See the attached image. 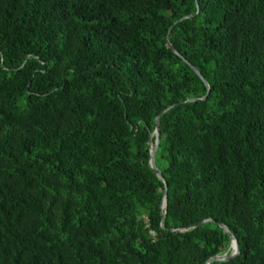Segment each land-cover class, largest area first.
I'll return each instance as SVG.
<instances>
[{
    "label": "trees",
    "instance_id": "16d2710c",
    "mask_svg": "<svg viewBox=\"0 0 264 264\" xmlns=\"http://www.w3.org/2000/svg\"><path fill=\"white\" fill-rule=\"evenodd\" d=\"M206 218L264 264V0H0V264H204Z\"/></svg>",
    "mask_w": 264,
    "mask_h": 264
},
{
    "label": "water",
    "instance_id": "95a60500",
    "mask_svg": "<svg viewBox=\"0 0 264 264\" xmlns=\"http://www.w3.org/2000/svg\"><path fill=\"white\" fill-rule=\"evenodd\" d=\"M191 15H193V14H191ZM167 45L175 53H177L179 56H181L177 52V50L172 46V44L169 41H167ZM182 59L187 62V60L184 57H182ZM190 65L193 68V70L196 72V74L202 79V81L206 85L207 89H209L208 83L205 80V78L202 76V74L200 73V71L195 66H193L192 64H190ZM205 97H206V95L205 96H202L200 98H188L187 101H195V100H198V99H204ZM170 107H172V106H170ZM170 107L166 108L164 111H166ZM161 114H159L155 118V121H156L155 128H154V130L150 134V137H149V140H148V145H149V150H150L149 166H150L151 169H153L156 172V175L158 176V178L161 181H163V183H164V193H163V198H162V203H161L162 214H164L165 213V209H166V204H167V189H168V185H167V182L165 181V179H164V177L162 175L161 170L157 167L156 161H155V154L157 152V149H158V146H159V140H160V137H159L158 119H159V117H160ZM153 137H154V139H153ZM209 221H214L221 228H223V230L228 234V236L230 237V244L231 243L234 244V252H232L231 254H227L226 252H224V253H221V254L213 255V256L209 257L205 261L204 264H210V263L216 262V261H227L229 259H232V258L236 257L239 254V252H240L239 242H238L237 238L234 236V234L228 229V227L225 224H223V223H221L219 221L213 220L211 218H206V219H203V220H201V221H199V222H197V223H195L193 225H190L187 228H175V229H171V230H173V231H185V230H188V229L195 228V227H197L199 225H202L204 223H207ZM161 226L164 227L163 218L161 219Z\"/></svg>",
    "mask_w": 264,
    "mask_h": 264
},
{
    "label": "bare ground",
    "instance_id": "6f19581e",
    "mask_svg": "<svg viewBox=\"0 0 264 264\" xmlns=\"http://www.w3.org/2000/svg\"><path fill=\"white\" fill-rule=\"evenodd\" d=\"M232 252H234V244L233 243H231L229 245V248L227 249L226 253L231 254Z\"/></svg>",
    "mask_w": 264,
    "mask_h": 264
}]
</instances>
